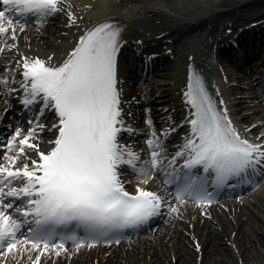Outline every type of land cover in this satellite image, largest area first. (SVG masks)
Returning <instances> with one entry per match:
<instances>
[{
	"label": "snow or ice",
	"instance_id": "obj_1",
	"mask_svg": "<svg viewBox=\"0 0 264 264\" xmlns=\"http://www.w3.org/2000/svg\"><path fill=\"white\" fill-rule=\"evenodd\" d=\"M2 4L6 7L0 10V40H4L0 53L18 51L16 25H26V17L43 24L65 11L63 0H2ZM66 18L69 27L81 22L70 7ZM122 31L111 19L94 23L82 29L62 60L53 62L55 53L45 58L21 56L15 69L8 61L0 72L4 95L16 91L9 88L10 81L19 83L31 116L27 131L17 125L0 140V264H9V259L21 264L26 254L25 264H42L45 254L68 253L69 241L75 251L119 243L123 229L148 224L162 209L180 213L179 205L166 203L150 181L123 179L122 166L144 177L168 169L175 174L181 162L184 180L176 185V198L182 203L191 197L206 215L213 193L229 179L250 185L259 182L256 177L264 180V140L253 142L241 134L223 99L219 105L224 106H218L192 65L184 92L190 110L181 121L187 125L182 143L168 155L165 143L176 129L153 131L147 138L150 166L139 163L144 150L135 151L120 139L122 132H137L125 123L118 87ZM49 112L55 114L50 127L43 123ZM146 122L151 125V118ZM48 132L52 139H41ZM201 168L204 175L197 174ZM210 176L213 192L208 191ZM126 183H134V190L129 191Z\"/></svg>",
	"mask_w": 264,
	"mask_h": 264
},
{
	"label": "bare ground",
	"instance_id": "obj_2",
	"mask_svg": "<svg viewBox=\"0 0 264 264\" xmlns=\"http://www.w3.org/2000/svg\"><path fill=\"white\" fill-rule=\"evenodd\" d=\"M72 7L82 20L121 15L134 23L136 28L160 34L169 31L177 44L183 45L180 59H187L186 52L195 51L203 57V34L193 31V26L204 29L218 21L246 18L260 14L264 18V0H73ZM50 25L40 37L23 35L18 49L31 46L29 51L58 53L71 44L73 28H67L61 19ZM249 32L256 38H264V25ZM135 37L139 36L135 30ZM25 36V37H24ZM16 50V49H15ZM7 51V53H14ZM166 60V58H164ZM243 102H240L242 104ZM239 104V105H240ZM250 124L252 115L236 116ZM259 198L248 200L244 206L235 205L228 213L214 211L213 217L176 219L160 226L156 232L135 241L131 247L111 251L83 252L70 264H264V189ZM235 231V234L232 233ZM192 237L199 240L200 248L193 245ZM228 241L230 242L228 244ZM59 261L55 264H65ZM240 260L242 263H240ZM11 259H9V264ZM43 264H49L45 261ZM51 264V263H50Z\"/></svg>",
	"mask_w": 264,
	"mask_h": 264
}]
</instances>
